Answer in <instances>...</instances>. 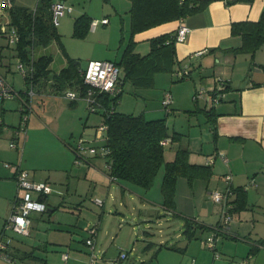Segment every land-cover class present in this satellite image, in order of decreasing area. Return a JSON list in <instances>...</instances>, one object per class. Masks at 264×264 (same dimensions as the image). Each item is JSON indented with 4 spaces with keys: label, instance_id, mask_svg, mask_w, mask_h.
<instances>
[{
    "label": "crops",
    "instance_id": "crops-1",
    "mask_svg": "<svg viewBox=\"0 0 264 264\" xmlns=\"http://www.w3.org/2000/svg\"><path fill=\"white\" fill-rule=\"evenodd\" d=\"M115 1H121L123 8L128 11L129 0H112L113 3ZM262 11L264 0H210L203 9L184 17L183 22L188 27V32L184 41L175 44V69L186 66L189 70V76L183 79L188 85V94L191 89L194 92L198 85L204 89L203 95L198 97L200 99H194V107L199 110L207 108L210 106L207 101L220 91L223 83L227 88L222 91V100L213 105L216 113L213 124L204 113V134L193 133L188 137L187 134L190 133L179 131L176 129L178 126L175 127L173 131L181 136L166 144L176 143V146L170 148L169 157L165 156V152L164 156L165 160H171L176 148H188L189 161L208 164L213 173L209 178L196 177L192 181L179 176L176 181L173 210L162 204L160 183L157 193L155 190L153 195L151 189L124 186L119 181L105 182L108 184L106 199H101L102 205L93 200L95 205L103 207V212H118L119 208L115 207L114 201L116 196L113 197L109 185L117 183L120 188L115 191L120 194L119 203H123L127 196L139 201L136 206L140 220H147L155 215L159 217L158 224H167L168 216L171 215L176 221H180L181 227L176 232L170 225L168 227L165 224L164 228H160V239L155 245L152 244L153 239L147 230H143L140 236L137 233L136 237L143 236L141 248L137 252L131 250L135 245L131 244L132 239H128V232H124L122 211L119 210L121 218L111 214L103 215L101 212H93L90 216L84 211L83 214L88 217L83 215V220L80 219L85 206L82 196H87L88 191L92 189L93 197L98 184L78 180V175L82 173L83 180H92L96 170H80L83 165L78 167L80 163L75 162L77 152H73L76 150L70 140L74 137L76 123L81 121L84 115L87 118V102L82 98L72 101L52 92L51 81L42 80L35 85L36 94L31 99L32 112L26 125L23 145L19 148H8L7 139L12 138L13 128L20 117V100L15 96L0 101V231L18 192L14 164L26 169L33 181L47 182L52 188L45 199L50 208L47 211L48 222L42 221L43 212L36 211L35 215H30V235L26 241L13 238L8 251L14 260L11 262L0 255V264H89V248L84 239L87 236V227L95 220H99L100 226L95 237L98 257L94 264H111V260L122 249L128 252V258L123 264H139L142 261H145L144 264H191L192 259L195 264H264L262 245L258 246L259 250L255 254L247 257L252 246L264 241V237H251L256 230L261 229L259 219H264V44L253 55L244 51L234 52L233 49L241 45L242 39L239 34L231 33L232 22L258 20ZM104 17L108 18L109 23V17L103 15L101 18ZM179 22L178 19L168 21L135 34L136 48L140 47L142 52L146 53L149 50V38L175 31ZM94 59L107 58L96 56ZM68 62L64 61L58 70H54L50 66L51 63L49 68L57 73ZM173 97L176 106H180L179 95L174 92ZM9 110H12L9 113L11 118L7 119ZM186 110L193 111L191 108ZM172 112L171 108L168 113ZM49 145H53L54 149L44 148ZM208 160L210 161L207 162ZM5 161L8 165L3 164ZM226 173L231 174L232 206L234 207L238 187L246 191L248 203L245 208L231 212L229 233L222 235L233 240L221 242V254L224 253L226 257H215L213 251L204 245L203 236L213 231L220 223L221 206L212 200L211 193L225 187ZM128 192L129 194H126ZM73 196L74 200L69 201ZM109 198L112 199L110 202ZM56 207L58 208L54 210ZM65 208L70 211L62 212ZM183 218L204 225L207 229L198 228L194 236L189 238L183 233ZM130 233L135 234L133 228H130ZM238 238L244 239L246 244L243 245L247 248H244L243 252L247 250V253L236 260L237 251L232 243ZM63 253L68 255L66 260L62 258Z\"/></svg>",
    "mask_w": 264,
    "mask_h": 264
},
{
    "label": "trees",
    "instance_id": "trees-1",
    "mask_svg": "<svg viewBox=\"0 0 264 264\" xmlns=\"http://www.w3.org/2000/svg\"><path fill=\"white\" fill-rule=\"evenodd\" d=\"M129 1V34L119 57L111 59V61L121 68L119 90L114 94L105 91L95 94V100L99 103V106L93 112L97 111L102 116L101 123L98 126L103 127L100 133L102 141L100 147L104 148L105 151L101 154L104 157L106 175L111 180L119 181L124 186L131 185L145 190L150 189L154 184L157 174L162 169L160 182L162 204L173 210L177 178L184 176L189 181H192L196 177L209 178L213 173L211 166L208 164L191 163L188 159L189 149L182 147L176 148L173 159L165 160L164 152L166 144H162L161 141L168 139V143H170L181 136L178 132L169 131L166 115L170 111V108H168L170 104L164 105L167 111L162 116H147L145 111L138 114L120 112L117 111L116 104L119 102L121 94L124 91L125 83H129L133 93L137 94L138 89L148 88L154 84L156 73L164 71L173 73L183 68L175 69V65L177 64L175 50V44L177 43L175 41L176 30L149 38V50L146 53H140L136 50L137 41L134 38L135 34L168 21L184 19L186 15L203 9L210 0ZM233 1L251 0H231V2ZM52 2V0H38L33 8L13 3L9 9L10 20L19 33V40L15 47L16 55L28 64L31 61L32 65V73L28 77L25 76L24 83L26 85L30 83L36 85L42 80H49L53 87L52 92L63 94L67 90H75L80 95H83L87 89V85L84 84L82 79L81 68L83 67H81L79 60L69 58L68 64L56 73L49 68L52 62L50 54L43 53L37 57H31L32 50L38 46H47L52 39H55L62 50L65 51L60 40V34L51 21L50 5ZM92 19L86 12L76 16L73 21L72 35L77 37L84 36L90 28ZM231 33L239 34L242 39L241 45L234 48L233 51H244L253 55L264 44V11L261 12L258 20L232 22ZM188 76L189 70H187L186 75L178 76L176 74V80H182ZM226 88V84L223 83L219 93H223L222 91ZM222 97L219 100H222ZM213 105L200 109L208 116V121L211 124L214 123L216 116ZM195 111H199V109ZM73 148L75 149V147ZM236 191L237 196L234 200V207L232 206L230 210L231 212L245 208L248 203L246 191L242 187L236 188ZM40 198L45 200L46 196L41 195ZM57 208H54V210ZM183 219V233L189 238L194 236L198 228L207 229L206 226L193 220ZM93 222L97 224V234L100 222L99 220ZM87 237L88 232L84 240ZM259 245L264 246V241H260L257 245L252 246L249 249L247 257L255 254L259 250ZM169 247L175 249L173 246ZM8 248L5 252L12 262L14 259ZM95 251L97 252L96 248ZM121 251L126 250L122 249L119 253ZM212 251L215 256V251H217L216 244L215 251ZM97 257L98 253H96ZM95 260L92 263L90 262L89 253V264H94ZM192 262L195 264L194 259H192ZM144 263L145 261H142L139 264Z\"/></svg>",
    "mask_w": 264,
    "mask_h": 264
},
{
    "label": "rangeland",
    "instance_id": "rangeland-1",
    "mask_svg": "<svg viewBox=\"0 0 264 264\" xmlns=\"http://www.w3.org/2000/svg\"><path fill=\"white\" fill-rule=\"evenodd\" d=\"M37 2L38 0H14V4L16 5L27 6L31 8H33ZM64 2L65 4L73 8L72 12H66L63 16H61L59 18L58 25H56V29L60 34V40L64 46L65 51L62 50V48L55 39H52V41L47 46L36 47L33 52V57H37L42 53L50 54L52 56V62L50 66L54 70H58L60 65H62L64 61H67L70 57H73L74 60H79L81 67H85L88 60L94 59L96 56L100 58L117 59L124 47V44L129 34V13L128 11L126 12V8H123L124 6L122 2L115 1V3H113L112 0H64ZM83 12H86L91 17H97L98 19H101L103 15H107V17H109V23L108 22L105 24L99 23L95 29L89 28V30L82 37L74 36L72 35L74 18ZM136 50L143 53L140 47H137ZM0 73L6 77V80L14 87L15 90L22 91L26 89V84L24 83L22 74L18 68V56L16 55L15 46L9 44L7 42V39L3 35H0ZM173 73L168 71L156 73L154 77V84L148 88L138 89L137 94L133 93L129 83H125L124 91L121 94L119 102L116 104L117 111L126 112V113H135V114L145 111L147 116L163 115L165 114V111H167V109L164 107L163 104V96L166 91H169V94L171 95L172 98L171 100L172 102L170 103L168 108L173 109L172 113L167 114V119H168L167 123L169 125L170 132H172L175 129V127L178 126L176 129H179V131L182 132L185 131L186 133L187 132L190 133L187 134L188 137L193 133L196 134L198 133V135H201L202 133L204 134V129L206 128V124H205L206 122L205 119L203 118H205V114L203 111L200 110L195 111L196 108L193 105L194 95L202 87L198 85V87L195 89L194 92L191 89L193 93L190 91V93L188 94V89H189L188 85L183 81V79L176 80V71ZM174 92H176V94L179 95L180 106H176L175 101L173 100ZM199 99L200 98H197L196 100ZM189 108H191V110H193L194 113L192 111L186 110ZM11 111L12 110H9L7 112V116H6L7 119L8 117H10L9 113ZM18 112L20 114L19 109ZM87 112H88L87 118L84 115L81 121L76 123L77 125H76V130H74V137L70 138V140L74 144L75 149L77 148V151H73V152L74 153L77 152L82 156L79 158L75 156V162L78 164L80 163L78 167L83 165L82 168L80 167V170H82L83 172L86 170V168L96 170L94 171L95 174H93L94 177L92 180L91 179L83 180L84 173L78 175L79 176L78 180L80 179L81 182H98V184L96 186L95 191L93 192L94 193L93 197L91 196V192L93 191L92 189L88 191L87 196H82L85 206L80 216V219L83 220L82 216L85 215L83 214L84 211H86V214L90 216L93 215V212L94 213L101 212L103 215L104 214L116 215L119 218H121L123 215L124 221L122 222V224L125 225L124 232L125 231L128 232L127 233L128 239H132L131 244L135 245L134 246L135 249L129 248L133 252H137V250L141 248L140 246L142 245L143 236L141 237L139 236L143 234V230H147L151 234L152 237L151 239H153L152 244L154 245L157 244L160 239L158 237L160 233L159 232L160 228H164L166 225H168L169 227L170 225L173 226L174 232L179 230V228L181 227V225L179 224L180 221L179 220L176 221L174 217H172L171 215L168 216L169 219L167 220V224L166 223L158 224L159 217L157 218L155 215L150 216L147 220H140L137 215L138 214L137 211L139 209L138 206H136L139 201H136V199L133 200L132 198H129L127 196L124 198L123 203L122 202L119 203L120 194L118 192L116 194L115 191L118 188H120L119 184L117 183H110L109 185H111V191L113 193V197L114 195L116 196L114 201L116 203L115 207L119 208L118 212H115L116 214L114 213V210L111 213L107 212L108 210H104L103 212L102 206L95 205L96 203L93 202V200L96 199L94 198L95 196H99L100 199H106L108 184H106L105 182H118V181L111 180L105 173L104 157L101 154L102 151H100V146L102 141L100 139V130L98 129L99 128L98 125L99 123H101L102 116L97 111L94 112L89 111L88 108H87ZM190 112H192V115H190ZM19 121H20V117L18 123ZM47 126L49 127V124ZM9 140L10 139H7L8 148H10ZM175 146L176 143L173 145L170 144L165 146L166 157H169L170 148L173 149ZM44 148H52V150L54 149L53 145H49L48 147L44 146ZM54 151L57 152L56 150ZM3 164L8 165V162L5 161ZM161 174H162V169L157 174L154 184L150 188L152 190L151 193L153 195H155V190L157 193V188L159 187V183L161 180ZM141 189L145 190L143 188ZM126 194H129V192ZM54 195L57 196V194ZM110 196L111 195H109V197ZM74 198L75 196H73V198L70 199L69 201L74 200ZM110 198L108 202L112 200V199L110 200ZM107 204H111V203H107ZM68 210H69L68 208H65V210H63L62 212H67ZM72 210H74V208H72ZM119 210L122 211L123 213L122 215L119 214ZM90 211L92 212L91 214ZM159 211H161V209H159ZM9 213L10 211L8 212L5 218L8 217ZM36 213L37 212L34 211L31 213V215L32 214L35 215ZM43 215L44 218L42 221L48 222L47 210L43 212ZM158 215L160 216L162 214H158ZM113 218L116 219L115 217H111L110 219ZM259 222H260L259 227L261 229L256 230V232L251 235L252 238L255 236H257V238L264 237V219L262 218L259 219ZM146 224L149 225L147 226ZM130 228H133L135 234L130 233ZM30 231H31V227H30ZM213 232L214 230L211 231L209 234L207 233L206 235H204L203 240H205L207 237L212 235ZM137 233L139 236L136 237ZM6 234L11 237V240L16 237L25 241L30 235V234L22 235L13 231H7ZM222 234L223 233L217 235L215 244L218 253L221 256L226 257L224 253L221 254V247H220L221 242H224L225 240L228 241L233 240V238L230 239L229 237H226L225 235ZM146 236H144L145 239ZM234 241L236 242H233L232 245L235 251H237L236 260H239L242 256L246 255L247 253V250H244L243 252V249L245 248L243 244L246 243H244V239L242 238H238L237 240L235 239ZM159 245L160 244H158V246Z\"/></svg>",
    "mask_w": 264,
    "mask_h": 264
},
{
    "label": "built area",
    "instance_id": "built-area-1",
    "mask_svg": "<svg viewBox=\"0 0 264 264\" xmlns=\"http://www.w3.org/2000/svg\"><path fill=\"white\" fill-rule=\"evenodd\" d=\"M13 5V0H0V35H3L9 44L16 47L19 40V33L17 28L12 24L9 15V9ZM72 7L65 4L64 0L54 1L50 5L51 10V21L56 26L59 23V18L66 12H71ZM179 25L176 29L175 41H184L188 32V27L183 22V19L179 20ZM108 22V18L104 17L101 19L93 18L90 22V29H95L99 23L105 24ZM33 52L31 57H33ZM18 68L22 74L23 80L25 76H30L32 73V65L22 61L18 57ZM176 74L178 76L186 75V66L180 68ZM81 75L87 89L83 95H80L75 90H67L62 96L67 97L70 100H77L79 98L84 99L87 102V108L91 112L99 106V103L95 100V94L98 92H108L111 94L116 93L119 90L121 83V68L109 59H90L88 60L85 67L81 68ZM204 89L200 88L194 95V98L202 96ZM36 94L35 85L30 83L26 85V89L20 91L15 90L14 87L6 80V77L0 73V101L12 99L17 96L20 100V121L13 128L12 138L9 140L10 148H19L23 145L26 135V125L29 116L32 112L31 99ZM222 93L213 94L207 101L209 105L215 104ZM171 95L169 92L164 93L163 104L168 105L171 103ZM2 120L0 118V125ZM102 126H99L100 133ZM98 130V131H99ZM162 144H167L168 139H163ZM77 151V148L75 149ZM100 151H105L104 148L100 147ZM77 157H82L77 153ZM224 160L227 159L224 157ZM208 160L207 162H209ZM15 180L17 185V195L11 203L10 213L5 218L2 229L0 231V255L10 261L8 254L5 250L11 243V237L6 234L7 231H13L22 235L30 234L31 227V213L34 211L45 212L47 210V203L45 200L40 198L41 195L47 196L52 188L44 181L36 182L30 179L29 172L26 169L21 168L18 164H14ZM225 188L223 190H214L211 193L212 200L221 206L220 209V223L215 226L212 235L206 238L205 245L211 250L215 251L216 237L220 233H227L229 231V222L231 220V208L232 202L230 195L232 193L231 187V174L226 173L224 175ZM97 204L102 205V200L96 198L94 200ZM97 224L92 223L88 227V237L85 242L89 248L90 262L92 263L96 258L95 251V234ZM127 251H121L118 256L112 259L111 264H122L127 258ZM215 256H219L218 252L215 251ZM68 257L67 253L62 254V258L66 260ZM191 264H194L192 262Z\"/></svg>",
    "mask_w": 264,
    "mask_h": 264
},
{
    "label": "water",
    "instance_id": "water-1",
    "mask_svg": "<svg viewBox=\"0 0 264 264\" xmlns=\"http://www.w3.org/2000/svg\"><path fill=\"white\" fill-rule=\"evenodd\" d=\"M49 209V208H48Z\"/></svg>",
    "mask_w": 264,
    "mask_h": 264
}]
</instances>
